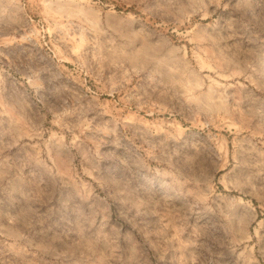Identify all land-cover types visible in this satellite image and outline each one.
Masks as SVG:
<instances>
[{
  "label": "rangeland",
  "instance_id": "rangeland-1",
  "mask_svg": "<svg viewBox=\"0 0 264 264\" xmlns=\"http://www.w3.org/2000/svg\"><path fill=\"white\" fill-rule=\"evenodd\" d=\"M0 264H264V0H0Z\"/></svg>",
  "mask_w": 264,
  "mask_h": 264
}]
</instances>
